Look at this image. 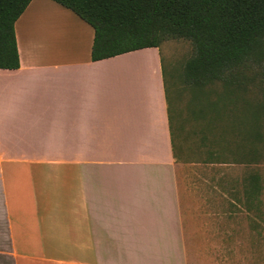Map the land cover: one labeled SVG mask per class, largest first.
<instances>
[{
  "label": "crops",
  "instance_id": "crops-1",
  "mask_svg": "<svg viewBox=\"0 0 264 264\" xmlns=\"http://www.w3.org/2000/svg\"><path fill=\"white\" fill-rule=\"evenodd\" d=\"M0 68V264H171L183 235L160 49L91 59L54 0L14 23Z\"/></svg>",
  "mask_w": 264,
  "mask_h": 264
},
{
  "label": "rangeland",
  "instance_id": "rangeland-1",
  "mask_svg": "<svg viewBox=\"0 0 264 264\" xmlns=\"http://www.w3.org/2000/svg\"><path fill=\"white\" fill-rule=\"evenodd\" d=\"M159 48L175 124L176 185L183 216L190 220L173 244L171 264H264L261 69L249 66L234 82L214 81L199 92L181 75L193 52L191 41L169 39ZM207 148L216 151L208 160ZM254 172L260 191L246 199L242 180Z\"/></svg>",
  "mask_w": 264,
  "mask_h": 264
},
{
  "label": "trees",
  "instance_id": "trees-1",
  "mask_svg": "<svg viewBox=\"0 0 264 264\" xmlns=\"http://www.w3.org/2000/svg\"><path fill=\"white\" fill-rule=\"evenodd\" d=\"M54 1L92 26V60L145 47L159 48L166 40L186 38L193 52L184 61L181 75L193 90L200 92L214 81L232 83L249 66L259 67L264 80V0ZM29 2L0 0V68L19 66L14 23ZM163 77L171 145L177 161L175 124L164 72ZM262 86L259 111L264 115V83ZM194 99L192 96L191 102ZM215 154L207 148L206 160ZM241 186L246 199L260 191L259 174H247Z\"/></svg>",
  "mask_w": 264,
  "mask_h": 264
}]
</instances>
